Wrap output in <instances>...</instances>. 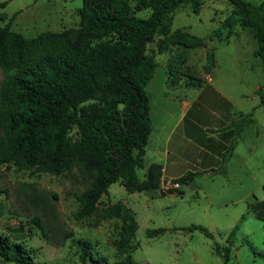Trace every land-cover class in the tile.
Wrapping results in <instances>:
<instances>
[{
  "label": "trees",
  "instance_id": "16d2710c",
  "mask_svg": "<svg viewBox=\"0 0 264 264\" xmlns=\"http://www.w3.org/2000/svg\"><path fill=\"white\" fill-rule=\"evenodd\" d=\"M228 1L233 9L218 39L231 35L236 24L250 28L258 44L255 55L264 65V2ZM203 3L204 0H83L79 26L41 32L36 37H27L11 27L17 13L0 24V66L5 72L0 84V165L15 163L22 169L52 175L77 167L88 186L75 193L80 202L76 218L101 212L104 218L122 220L115 242L119 259L111 261L96 251L91 241L78 239L76 250L82 264H88L90 259L99 264H139L131 256L139 227L134 211L121 201L103 209L99 202L116 182L128 192L161 187L162 164L153 162L147 166L145 160L152 124L147 85L157 66L149 45L157 36L159 52L178 44L186 48L204 46L213 40V33L199 37L182 29L172 30L176 10L190 4L191 10L199 14ZM7 4L0 1V18ZM144 9H151L150 15L138 16ZM209 63L211 69L212 53ZM171 73L169 79L173 82ZM243 125L244 119L237 124L239 131ZM233 148L234 145L224 154V167ZM140 168H146L144 179L138 176ZM200 174L189 171L174 182L191 184ZM167 191L182 193L174 187ZM249 207L264 224V198ZM35 222L46 234L41 218L36 217ZM183 229H199L214 237L203 225ZM165 230L149 229L148 235L154 237ZM237 230L235 225L227 245L215 244L223 264L230 260ZM261 255L264 257V253ZM0 256L19 264H46L36 260L22 242L4 234H0Z\"/></svg>",
  "mask_w": 264,
  "mask_h": 264
},
{
  "label": "rangeland",
  "instance_id": "374dc122",
  "mask_svg": "<svg viewBox=\"0 0 264 264\" xmlns=\"http://www.w3.org/2000/svg\"><path fill=\"white\" fill-rule=\"evenodd\" d=\"M248 1L255 4L264 2ZM48 3H54L57 14L49 26L41 24L32 31L20 26L16 29L13 24L11 27L27 37H36L41 32H59L79 26L83 0H15L4 11L11 15L26 6L28 10L23 17L27 19ZM232 9L233 5L228 0H204L200 13L196 14L187 4L175 11L172 30L182 29L199 37L213 33V40L218 39L223 28V25L218 28L220 22L231 14ZM150 13L151 9H144L138 12V16L147 17ZM8 18L3 14L0 24L7 23ZM217 29L220 30L214 32ZM246 29L252 32L250 28ZM156 38L149 48L157 56L158 76L164 74V62L169 55L168 71L172 72V83L187 91L196 88L202 79L201 71H210L209 61L201 69L200 52L205 53V62L206 52L210 55L214 51V45H208L212 40L204 46L186 48L178 44L159 52L160 37ZM214 43L220 44L219 40ZM242 64L247 69L250 62ZM260 65L262 61L256 57L254 72L249 68L250 72L245 76L252 84L259 82L261 89L256 92L253 102L254 121L244 128V141L232 159L229 177L223 173L201 174L195 182L182 184V193H168L165 183L156 190L128 192L116 182L101 198V209L121 201L134 211L139 223L134 239L136 246L131 253L135 262L223 264V257L216 252L215 244L227 245L230 232L238 225L228 264H264L261 255L264 253V224L249 207V204L264 198V71ZM214 67L213 64L211 69ZM4 75L0 66V84ZM138 176L144 179L146 168L138 169ZM240 179L243 184L239 183ZM87 186L77 167L52 175L35 169H22L15 163L0 165V234L22 242L36 260L46 264H82L76 250L78 239L91 241L96 251L111 261L119 259L115 242L122 227L120 218H104L101 212L76 218L80 202L75 193ZM36 217L41 218L46 234L35 222ZM193 224L207 227L214 237L199 229H183ZM160 227L166 229L164 233L154 237L148 235L149 229ZM0 264L19 263L4 261L0 256ZM88 264L99 263L90 259Z\"/></svg>",
  "mask_w": 264,
  "mask_h": 264
},
{
  "label": "crops",
  "instance_id": "0c3cea01",
  "mask_svg": "<svg viewBox=\"0 0 264 264\" xmlns=\"http://www.w3.org/2000/svg\"><path fill=\"white\" fill-rule=\"evenodd\" d=\"M0 1H8V7L15 0ZM27 10L25 6L11 15L3 10V14L9 17V21L17 13L11 24L14 28L20 26L29 31L41 24L49 26L57 16L54 3H48L26 19L23 14ZM226 17L218 28L223 25ZM217 40L219 45L214 43ZM208 45H214L215 52L212 51V54L215 67L209 72L201 71L202 82L196 88L187 91L171 82L169 55L164 62V74L159 77L156 66L147 85L152 124L145 160L146 165L153 162L162 164V184L174 181L189 171L201 174L223 173L229 177L232 159L244 141V128L254 121L253 102L261 84H252L245 77L250 72L249 68L252 72L255 70V50L258 44L253 33L236 24L231 35L212 40ZM200 54V67L203 69L209 61V52H206L205 62V53ZM243 62H250L247 69L241 65ZM260 67L264 71L263 62ZM252 76L253 73L250 74ZM242 119L244 125L239 131L237 124ZM232 145L234 148L224 167V154ZM240 180L239 183L243 184V180ZM179 188H182V184Z\"/></svg>",
  "mask_w": 264,
  "mask_h": 264
},
{
  "label": "built area",
  "instance_id": "2783aa9c",
  "mask_svg": "<svg viewBox=\"0 0 264 264\" xmlns=\"http://www.w3.org/2000/svg\"><path fill=\"white\" fill-rule=\"evenodd\" d=\"M165 185H166V188L167 189H169V188H171V187H174V188H179V186H180V183H178V182H174V181H171V182H169V183H165Z\"/></svg>",
  "mask_w": 264,
  "mask_h": 264
}]
</instances>
